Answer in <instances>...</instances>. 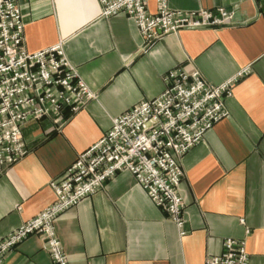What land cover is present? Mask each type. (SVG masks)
<instances>
[{"label":"crops","instance_id":"1","mask_svg":"<svg viewBox=\"0 0 264 264\" xmlns=\"http://www.w3.org/2000/svg\"><path fill=\"white\" fill-rule=\"evenodd\" d=\"M159 1L149 0L150 13ZM173 11L225 8L231 26L182 30L147 46L124 14L101 16L98 0H19L24 42L36 53L64 42L65 55L95 98L64 123L46 118L23 130L28 155L0 178V240L55 200L50 183L96 144L113 119L157 98L181 68L232 87L229 118L181 161L184 231L134 177L120 173L56 222L69 264H206L226 239L245 240L250 264H264V0H165ZM70 116V113H65ZM5 264H52L31 236Z\"/></svg>","mask_w":264,"mask_h":264},{"label":"built area","instance_id":"2","mask_svg":"<svg viewBox=\"0 0 264 264\" xmlns=\"http://www.w3.org/2000/svg\"><path fill=\"white\" fill-rule=\"evenodd\" d=\"M98 1L103 18L124 14L133 20L147 46L182 30L231 26L235 19V13L225 8L173 11L165 0L159 1L155 14L148 9L149 0ZM23 19L19 0H0V178L28 155L23 130L29 123L53 117L63 125L95 98L69 63L64 42L36 53L27 51ZM250 71L244 69L218 86L207 83L199 72L169 71L161 95L113 119L111 129L78 156L61 179L50 183L54 202L0 240V264L35 235L42 239L52 264H69L57 235V220L124 172L185 235L181 161L229 118L226 100L235 82ZM250 262L246 241L235 239H226L222 253L206 260V264Z\"/></svg>","mask_w":264,"mask_h":264}]
</instances>
